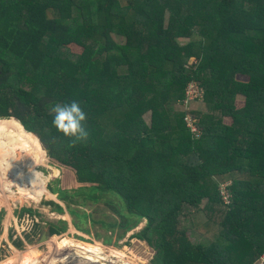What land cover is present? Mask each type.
<instances>
[{
	"label": "trees",
	"instance_id": "obj_1",
	"mask_svg": "<svg viewBox=\"0 0 264 264\" xmlns=\"http://www.w3.org/2000/svg\"><path fill=\"white\" fill-rule=\"evenodd\" d=\"M195 34L200 41H175ZM193 81L206 112L175 109ZM71 101L87 114L85 141L52 124L53 106ZM0 127L15 140L34 134L20 151L43 144L69 185L53 190L62 199L88 190L114 207L123 235L147 221L135 237L154 250L153 264H261L264 0H0ZM192 209L208 217L190 223L198 244L183 226Z\"/></svg>",
	"mask_w": 264,
	"mask_h": 264
},
{
	"label": "rangeland",
	"instance_id": "obj_2",
	"mask_svg": "<svg viewBox=\"0 0 264 264\" xmlns=\"http://www.w3.org/2000/svg\"><path fill=\"white\" fill-rule=\"evenodd\" d=\"M168 17L169 13L165 14V27ZM114 38L120 44L126 42L124 36L115 33ZM200 40L201 36L195 34L192 38L180 37L175 41L180 46H185L190 41ZM197 62L196 58H192L186 71L190 73V68ZM120 72L128 73L127 67H124ZM238 78L239 81H247L245 77ZM236 103L241 107L244 104V97H237ZM175 107L182 111L179 104ZM192 108L198 113L207 110L203 101L194 103ZM11 119L17 121L15 118ZM144 120L151 124V114H145ZM225 122L230 125L232 120L226 117ZM0 130H4V128L0 127ZM1 132L5 135L0 134V154H2L0 155V176H2L0 180V264H153L154 250L146 242L135 237L146 227L147 221L143 220L138 227L123 235L124 231L118 225L121 218L115 212L114 207L103 200L95 203L93 200L85 198L88 190L85 192L78 190L79 193H76L74 198L70 196L67 199H62L59 193L53 190L69 185L63 180L61 171L51 163L43 144L39 141L42 149V152L39 153H34L32 150L30 153L24 149L18 150L22 143L19 140L27 139L32 143L34 134L26 131L31 136L15 140L7 130ZM10 137L12 140L9 139ZM17 155H20L21 158L16 159L15 165H12V158ZM35 155L38 164L33 167V171L37 179L33 181L29 173L25 175L24 172V176L21 173L29 172V164L33 162L32 158ZM17 160H20V163ZM18 175H21L20 179ZM15 177L19 182L15 181ZM222 179H224L223 182L218 178L221 190L232 183V178L228 175L223 176ZM240 179H244L243 176ZM32 181L38 189L42 190L38 201L30 200L33 197L31 189L24 191L29 200L18 194L20 182L30 185ZM12 182L14 186H12ZM5 188L9 190L6 192ZM69 194H74V191ZM110 199L117 203L114 197H110ZM205 206L206 200L202 201L200 208L204 209ZM58 207H61L62 211H59ZM192 210L190 213L186 212L189 216L187 221L184 219L183 226L188 228V234L193 243L198 244L204 241V237L190 228V223H195L198 226L207 221L208 217L201 211ZM53 226L61 231L60 234L38 244L40 232H50ZM65 240H68L67 244L60 248V242ZM94 246L100 247L101 256L83 251V248L92 250ZM90 259L92 260L90 261ZM261 264H264V258Z\"/></svg>",
	"mask_w": 264,
	"mask_h": 264
},
{
	"label": "clouds",
	"instance_id": "obj_3",
	"mask_svg": "<svg viewBox=\"0 0 264 264\" xmlns=\"http://www.w3.org/2000/svg\"><path fill=\"white\" fill-rule=\"evenodd\" d=\"M52 112L55 114L52 124L58 132L62 133L65 137L72 138L74 142L88 139L89 132L84 126L87 114L82 110L77 101L63 104L56 103L52 108ZM29 173L35 177L32 167L29 168Z\"/></svg>",
	"mask_w": 264,
	"mask_h": 264
},
{
	"label": "built area",
	"instance_id": "obj_4",
	"mask_svg": "<svg viewBox=\"0 0 264 264\" xmlns=\"http://www.w3.org/2000/svg\"><path fill=\"white\" fill-rule=\"evenodd\" d=\"M186 98L183 100V102L180 104L182 107V112H187L190 110H193V105L194 103H197L198 101H203L204 102V97H205V90L204 88L200 85L199 82L193 81L190 82L185 90ZM185 122L187 124V127L192 131L194 136L196 138H199L201 135V131L196 125V120L194 117L190 114H187L185 117ZM226 187V186H225ZM223 187L222 189V197L225 199L224 201L229 204L230 203V194L227 190V187Z\"/></svg>",
	"mask_w": 264,
	"mask_h": 264
},
{
	"label": "bare ground",
	"instance_id": "obj_5",
	"mask_svg": "<svg viewBox=\"0 0 264 264\" xmlns=\"http://www.w3.org/2000/svg\"><path fill=\"white\" fill-rule=\"evenodd\" d=\"M1 141V140H0ZM21 158V157H20ZM19 158V159H20ZM33 159V162H31V164H29V168L30 167H36L37 166V164H38V161H37V158H36V155H35V157L34 158H32ZM22 161V160H21ZM43 161V160H42ZM18 163H20V160H18ZM22 166V165H21ZM17 167H18V165H17ZM23 168V167H22ZM22 168H21V170H22ZM19 169V168H18ZM34 169V168H33ZM56 171V170H55ZM54 171V172H55ZM24 172H25V175L26 174H28L29 172L28 171H23V173H21L22 174V176H24L23 174H24ZM29 175H30V173H29ZM20 176L21 175H18V178L20 179ZM30 177H32V179L31 180H35V179H37L36 178V176L35 177H33V176H31L30 175ZM16 178V177H15ZM14 178V179H15ZM28 179V178H27ZM6 181V180H5ZM16 182L18 181L19 182V180H17V178H16V180H15ZM33 181H32V183L29 185V183L26 185L24 182H20L19 183V185H18V188L20 189V192L18 193L19 195H22L23 197H26L27 198V200H29L28 199V196L26 195V194H24V191H25V189H31L32 190V192H33V197H34V199L33 198H31L30 200H37L38 201V196L41 194L40 192H42V190H40V189H38L37 187H36V184L35 183H33ZM10 182H11V180H10ZM7 183V182H6ZM2 184H4V183H2ZM12 184V186H14L13 185V182L11 183ZM7 186H9V185H7ZM16 189V188H15ZM5 190H6V192L9 190L8 188H5ZM4 190V191H5ZM3 192V191H2ZM20 201V200H19ZM30 202H33V201H30ZM112 249V248H111ZM83 251L84 252H87L88 254L89 253H96L98 256H101V249H100V247H97V246H94L93 247V249L92 250H88V249H86V248H83ZM106 253V252H105ZM107 254V253H106ZM98 259H99V257H97ZM92 259H90V261H91ZM100 262H102V261H100ZM78 264V263H77Z\"/></svg>",
	"mask_w": 264,
	"mask_h": 264
},
{
	"label": "water",
	"instance_id": "obj_6",
	"mask_svg": "<svg viewBox=\"0 0 264 264\" xmlns=\"http://www.w3.org/2000/svg\"><path fill=\"white\" fill-rule=\"evenodd\" d=\"M51 238V233L48 231H45L43 234H42V236H41V238L39 239V241L37 242L38 244H40V243H44V242H46V241H48L49 239Z\"/></svg>",
	"mask_w": 264,
	"mask_h": 264
},
{
	"label": "flooded vegetation",
	"instance_id": "obj_7",
	"mask_svg": "<svg viewBox=\"0 0 264 264\" xmlns=\"http://www.w3.org/2000/svg\"><path fill=\"white\" fill-rule=\"evenodd\" d=\"M44 233V231H41L40 232V234L38 235V237L40 236V238H41V236H42V234ZM50 233H51V231H50ZM54 235L51 233V238L53 237ZM67 242H68V240L65 242V244H63L62 246H60V248H62V247H64L66 244H67ZM80 249V248H79ZM68 257V256H67ZM72 257V256H71ZM74 257V256H73ZM65 259V258H64ZM74 259V258H73Z\"/></svg>",
	"mask_w": 264,
	"mask_h": 264
},
{
	"label": "crops",
	"instance_id": "obj_8",
	"mask_svg": "<svg viewBox=\"0 0 264 264\" xmlns=\"http://www.w3.org/2000/svg\"><path fill=\"white\" fill-rule=\"evenodd\" d=\"M23 149L26 151V148H25V147H24ZM0 150H1V149H0ZM0 155H2V154H0ZM1 177H2V176H0V180H1ZM29 198H30V197H29ZM31 198L34 199V197H31Z\"/></svg>",
	"mask_w": 264,
	"mask_h": 264
}]
</instances>
